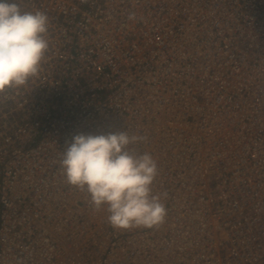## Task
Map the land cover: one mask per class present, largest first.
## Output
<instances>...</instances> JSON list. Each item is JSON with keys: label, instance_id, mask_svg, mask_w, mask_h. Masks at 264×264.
<instances>
[{"label": "built area", "instance_id": "1", "mask_svg": "<svg viewBox=\"0 0 264 264\" xmlns=\"http://www.w3.org/2000/svg\"><path fill=\"white\" fill-rule=\"evenodd\" d=\"M50 20L41 74L0 93V264L264 261V0H14ZM127 131L165 222L117 229L60 160Z\"/></svg>", "mask_w": 264, "mask_h": 264}, {"label": "clouds", "instance_id": "2", "mask_svg": "<svg viewBox=\"0 0 264 264\" xmlns=\"http://www.w3.org/2000/svg\"><path fill=\"white\" fill-rule=\"evenodd\" d=\"M49 29L43 11H25L14 0H0V93L41 74L55 47ZM146 139L125 130L80 133L61 152L66 182L86 191L96 210H106L114 228H154L165 222L167 193L153 192L158 163L151 153L133 147Z\"/></svg>", "mask_w": 264, "mask_h": 264}, {"label": "rangeland", "instance_id": "3", "mask_svg": "<svg viewBox=\"0 0 264 264\" xmlns=\"http://www.w3.org/2000/svg\"><path fill=\"white\" fill-rule=\"evenodd\" d=\"M261 264H264V261Z\"/></svg>", "mask_w": 264, "mask_h": 264}]
</instances>
